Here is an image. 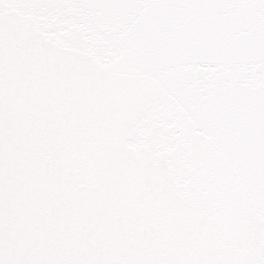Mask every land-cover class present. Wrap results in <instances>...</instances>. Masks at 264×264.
<instances>
[{"label":"snow or ice","instance_id":"1","mask_svg":"<svg viewBox=\"0 0 264 264\" xmlns=\"http://www.w3.org/2000/svg\"><path fill=\"white\" fill-rule=\"evenodd\" d=\"M0 264H264V0H0Z\"/></svg>","mask_w":264,"mask_h":264}]
</instances>
